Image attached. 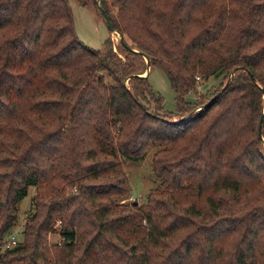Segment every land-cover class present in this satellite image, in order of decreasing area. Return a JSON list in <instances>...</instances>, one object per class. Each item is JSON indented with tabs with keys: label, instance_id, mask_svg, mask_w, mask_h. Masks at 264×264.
Listing matches in <instances>:
<instances>
[{
	"label": "trees",
	"instance_id": "obj_1",
	"mask_svg": "<svg viewBox=\"0 0 264 264\" xmlns=\"http://www.w3.org/2000/svg\"><path fill=\"white\" fill-rule=\"evenodd\" d=\"M100 2L117 50L79 39L69 0H0V264H264V0ZM198 76L223 81L189 101ZM151 147L160 185L124 202Z\"/></svg>",
	"mask_w": 264,
	"mask_h": 264
},
{
	"label": "rangeland",
	"instance_id": "obj_2",
	"mask_svg": "<svg viewBox=\"0 0 264 264\" xmlns=\"http://www.w3.org/2000/svg\"><path fill=\"white\" fill-rule=\"evenodd\" d=\"M74 20L75 28L79 39L87 46L103 50L105 41L111 37L114 49L117 50L120 38L112 34L94 0H69ZM147 72L143 73L145 75ZM149 81L154 92L163 97V106L166 111L176 110V93L171 86L167 74L160 67H152L150 70ZM222 78L210 77L208 80H198V89L187 96V100L195 101L200 97L206 98L215 90H219L222 84ZM156 147H151L145 157L140 161H133L124 158V171L131 187V193L124 202H134L135 204L144 203L148 193L160 185L159 178L155 175L153 158ZM36 195V188L31 187L28 195L19 204L18 221L12 230L19 242L23 240L25 226L29 218L35 213L36 207L33 197ZM55 228H60V221ZM9 236V239H10ZM51 243H59L60 236L57 233L49 234ZM3 250L0 249V252ZM13 264H23L15 262Z\"/></svg>",
	"mask_w": 264,
	"mask_h": 264
},
{
	"label": "water",
	"instance_id": "obj_3",
	"mask_svg": "<svg viewBox=\"0 0 264 264\" xmlns=\"http://www.w3.org/2000/svg\"><path fill=\"white\" fill-rule=\"evenodd\" d=\"M95 3L97 4V7H98V10L100 11V13L102 14V17L109 29V31L112 33V34H116L119 36L120 38V41L122 40V35L118 32V31H115L114 30V26L112 24V21L110 19V16L109 14L106 12V10L103 8V6L101 5V2L100 0H94ZM129 49H131L130 47H128ZM133 51L135 52H140L139 50L137 49H134ZM141 54H143V56L145 57L146 61H147V73L143 76H148L150 70H151V62H150V59L142 52H140ZM240 68H237L235 71L239 70ZM228 85V84H227ZM227 85H225L217 94H215L212 99L205 105V106H208L212 103V101H214L216 98H218L220 96V94L226 89ZM264 92V91H263ZM264 94V93H263ZM264 96V95H263ZM204 106V107H205ZM203 107L199 108V109H202ZM263 121H264V114L261 116V119H260V123H259V135H260V138L262 140H264L263 138V135H262V131H263Z\"/></svg>",
	"mask_w": 264,
	"mask_h": 264
},
{
	"label": "built area",
	"instance_id": "obj_4",
	"mask_svg": "<svg viewBox=\"0 0 264 264\" xmlns=\"http://www.w3.org/2000/svg\"><path fill=\"white\" fill-rule=\"evenodd\" d=\"M197 80H200L199 76L197 77ZM18 243H19V241L17 240V238L14 235H12V236H10V239L9 238L7 239V241L4 244L3 248L4 249L11 248V247L15 246Z\"/></svg>",
	"mask_w": 264,
	"mask_h": 264
}]
</instances>
